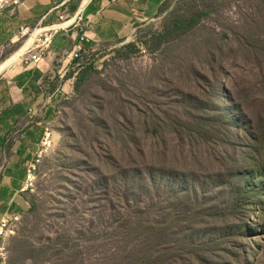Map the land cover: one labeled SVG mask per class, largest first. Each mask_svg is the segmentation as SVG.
<instances>
[{
  "label": "rangeland",
  "instance_id": "rangeland-1",
  "mask_svg": "<svg viewBox=\"0 0 264 264\" xmlns=\"http://www.w3.org/2000/svg\"><path fill=\"white\" fill-rule=\"evenodd\" d=\"M82 1L23 26L75 18L14 76L33 109L4 155L53 142L4 264H264V0H158L99 41Z\"/></svg>",
  "mask_w": 264,
  "mask_h": 264
},
{
  "label": "crops",
  "instance_id": "crops-1",
  "mask_svg": "<svg viewBox=\"0 0 264 264\" xmlns=\"http://www.w3.org/2000/svg\"><path fill=\"white\" fill-rule=\"evenodd\" d=\"M48 1L25 0L14 11L7 9L0 14V60L3 58L4 50L15 43L21 27L36 23L40 19L43 21L49 19L48 16L42 19L45 12L50 9L51 1ZM157 2L158 0H117L116 2L101 0L93 9L83 14L85 35L92 41L121 36L129 30L138 16ZM91 3L92 0L89 1L88 6ZM50 59L51 56L42 59L38 64H31L39 71L45 72L50 68ZM18 62L22 63L20 60ZM16 63L8 65L0 72V140L5 136L10 125L20 122L19 120L24 116L23 112L33 109L31 96L25 90L28 81L22 82V78L14 79L16 74L23 70L30 71L33 66L30 64L24 69L20 67L19 70ZM28 131L27 129L23 133L22 144L16 150L13 148L11 155L5 156L0 146V222L10 220L16 224L20 216L30 207L29 192L22 190L28 159L20 162V157L29 158L35 154V151H31V146L35 142L33 136L31 137L32 133ZM0 264L4 263L0 262Z\"/></svg>",
  "mask_w": 264,
  "mask_h": 264
},
{
  "label": "built area",
  "instance_id": "built-area-1",
  "mask_svg": "<svg viewBox=\"0 0 264 264\" xmlns=\"http://www.w3.org/2000/svg\"><path fill=\"white\" fill-rule=\"evenodd\" d=\"M25 0H0V14L5 10L9 9L14 11L16 8L21 6ZM110 2H116L117 0H109ZM65 21V16L63 14H58L56 21L51 23L50 25L42 26V24H38L36 28L30 29L29 27H21L19 30V34L22 36L29 37L31 33L37 28H50L49 30L40 32L35 40L31 43L27 51L20 57V61L26 65L31 63H39L42 60L41 53L45 52L51 43V38L57 34L60 30L65 27H56L63 24ZM70 25V24H69ZM29 39V38H28ZM26 39L24 43L28 40ZM87 40L82 37L81 41ZM23 43V44H24ZM36 51V52H34ZM53 142V134L50 128H46L44 131L43 138L40 140L37 145V149L33 157L28 162L26 179L23 184V191H32L36 182V171L42 160V158L49 152L52 147ZM16 224L14 221L10 220H2L0 222V262L4 263L7 260L8 250H7V242L8 239L15 234Z\"/></svg>",
  "mask_w": 264,
  "mask_h": 264
},
{
  "label": "bare ground",
  "instance_id": "bare-ground-1",
  "mask_svg": "<svg viewBox=\"0 0 264 264\" xmlns=\"http://www.w3.org/2000/svg\"><path fill=\"white\" fill-rule=\"evenodd\" d=\"M90 0H83L81 2V5L79 7V13L84 10V8L86 7V5L89 3ZM79 15V14H78ZM75 20V18H72L66 22H64L63 24L56 26L58 27H67L69 24H71L73 21ZM50 28H37L35 29L29 39L23 44V46L17 51L15 52L10 58H8L7 60H5L3 63L0 64V72L2 70H4L8 65L14 64L16 63L18 60H20V57L27 51V49L29 48V46L31 45V43L35 40V38L37 37V35L42 32V31H46L49 30Z\"/></svg>",
  "mask_w": 264,
  "mask_h": 264
}]
</instances>
